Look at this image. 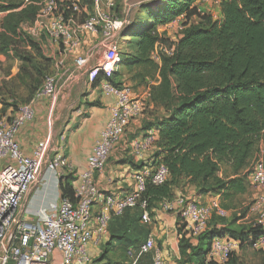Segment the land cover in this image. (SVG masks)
<instances>
[{
    "label": "trees",
    "instance_id": "16d2710c",
    "mask_svg": "<svg viewBox=\"0 0 264 264\" xmlns=\"http://www.w3.org/2000/svg\"><path fill=\"white\" fill-rule=\"evenodd\" d=\"M72 1H59L66 17L77 15L71 7ZM195 1L167 0L162 7L149 12L146 26L133 32L136 54L131 55L128 62L137 65L154 61L159 65L161 83L154 88L155 99L163 103L166 111L165 117L158 119L155 145L159 149L154 159L168 167L169 178L161 185L148 183L143 198L147 200L151 216L153 208L164 200L173 199L174 190L186 184L195 186L198 194H221L223 201L245 193L250 190L247 178L252 161L259 154L264 159V0H222L219 19L199 11ZM41 2L43 0H0V54L15 52L21 60L17 75L21 84L31 85L28 78L34 81L36 75H43L55 55L61 54L62 44L58 45L46 30L34 34L24 29L36 22ZM78 3L83 20L89 13L82 0ZM181 15L185 18L183 28L175 43L167 47L173 49L172 53L160 50L157 60L153 56L157 45L165 47L168 39L159 27ZM128 26L123 30L121 46ZM47 51L54 56H49ZM38 57L48 66H41ZM119 72L110 77V81L120 87L124 84L114 80ZM48 76L44 77L42 85ZM102 77L103 74L98 75L94 87ZM1 93L0 90V96ZM0 101L4 100L0 98ZM225 166L230 170L220 176ZM72 181V174L63 176L60 189L63 196L76 199ZM241 212L244 217L246 210L242 208ZM233 218L238 222L240 217L235 214ZM234 225L231 222L226 227L231 229ZM109 229L120 244L126 242L122 248L128 253L132 241L127 230L113 232L111 223ZM262 232L259 225L243 229L242 234L230 231L232 237L241 241L240 248L254 244ZM214 236L206 239L202 236L206 245L196 248L182 239V255H191L197 264H219L208 262L206 258ZM109 251V247L104 248L97 261ZM150 263L153 264L151 254L141 257L140 264Z\"/></svg>",
    "mask_w": 264,
    "mask_h": 264
},
{
    "label": "built area",
    "instance_id": "2783aa9c",
    "mask_svg": "<svg viewBox=\"0 0 264 264\" xmlns=\"http://www.w3.org/2000/svg\"><path fill=\"white\" fill-rule=\"evenodd\" d=\"M59 1L62 0H43L38 18L29 31L40 34L46 30L58 45L62 44L61 55L78 56L75 58L77 68L89 71L93 83L98 75L103 74L98 87L105 95L114 96L115 103L88 157L87 168L73 182L76 199L61 193L58 202L33 211L22 209L23 200L35 184L43 181L41 168L49 142L39 141L32 154L26 155L20 148L17 133L24 124L34 119L35 101L22 105L12 120L0 119V264H98L97 259L102 253L100 246L107 239L113 218L123 215L127 209L140 206L143 210L142 222L151 224L153 219L143 195L149 182L161 185L169 178L168 167L162 162L156 163L153 158L152 162L133 174L132 188L125 194L103 190L96 183L95 174L106 168L116 142L123 138L129 125L144 110V101L135 95L130 85L119 87L110 81V77L120 69L121 40L129 21L115 14L113 0L108 2L107 8L97 9L83 20L80 19L82 10L78 0L71 3L77 14L75 17H66L65 12L60 10ZM216 1L219 5L222 3V0ZM198 7L202 13L206 12ZM88 36L96 43L91 50L81 52ZM160 50L169 54L173 51L158 44L153 54L157 60ZM90 56L101 57L96 65H92ZM56 92V78L46 77L39 95L53 98ZM157 136L158 129L152 128L144 136L136 138L132 142L133 152L144 154L155 145ZM65 138L64 134L60 137L63 141ZM67 166L68 162L60 150L54 154L46 169L60 180L68 174ZM248 171L250 190H255L256 197L253 196L247 212L255 214L252 224L261 226L263 230L254 244L264 248L262 154L254 158ZM177 202L179 218L194 236L207 231L215 216L229 217L230 211L240 217L238 222L250 220L248 214L241 217L242 208L224 207L220 197L204 202L181 195ZM163 205L168 210L172 208L168 202ZM240 246L241 241L232 236H214L207 261L226 264L232 254L240 250ZM129 253L131 260L127 264H140L145 254L152 255L153 264H170L153 236L146 239L137 254Z\"/></svg>",
    "mask_w": 264,
    "mask_h": 264
},
{
    "label": "crops",
    "instance_id": "0c3cea01",
    "mask_svg": "<svg viewBox=\"0 0 264 264\" xmlns=\"http://www.w3.org/2000/svg\"><path fill=\"white\" fill-rule=\"evenodd\" d=\"M195 4L204 9L209 7V2L203 3L202 0H196ZM216 11H218L221 17V6L216 7ZM180 17L182 16L172 20L169 25L176 23ZM85 43L91 44L92 41L87 37ZM52 99L42 97V99L34 102L36 110L34 119L24 124L17 133L20 148L26 155L32 154L35 145L39 141L47 140L49 142L41 168L42 175L44 176L43 181L35 184L24 198L22 208L24 210L30 209L33 211L59 201L62 193L60 180L54 173L46 169L48 163L54 154L61 150L68 162V166L66 167L68 176L72 174V182H75L78 174L87 168L88 157L93 151L102 130L105 128L110 117L111 108L115 103L114 96L105 95L98 86H93L92 94L89 96V99H91L89 100L91 101L89 104L83 103L76 106L75 104L78 102L77 98L68 104L64 101L58 104ZM1 108L2 104L0 103V118L5 119L6 117L3 116ZM143 117L146 116L141 115L138 119L132 121L127 128L128 132L114 147L104 171L95 174V181L101 189L117 194L127 193L132 188L133 174L145 164L152 162L155 151L159 149L157 145H154L142 155L135 154L132 149L133 140L140 137H136L132 133H135L139 127H142ZM62 134L66 136L64 141L60 139ZM220 176H224L223 171L220 173ZM181 195L194 197L204 202H209L214 197H220L222 201L221 194L213 192L204 195L198 194L195 186L186 184L174 190L173 199L164 200L161 203L168 202L172 207L170 210L161 207V204L152 209L153 221L149 225L142 222L143 212L141 208L127 210L123 216L111 222V229H113V232H124L127 230L130 234L132 244L128 248V253L137 254L146 239L149 236H153L156 245L162 250L170 264H182L183 255L180 248L182 239H186L194 248L206 245L202 240V236L191 234L179 219V203L177 199ZM228 224L231 225L230 219L226 223L213 222L210 231L217 233L218 230L225 228ZM125 245L126 242L120 244L112 236L109 229L107 239L100 247H102V253L104 248L109 247L110 251L108 255L109 257H113L112 255L120 253V251L124 253L122 247L125 248ZM188 253H191V249L188 250ZM101 263L123 264L122 262H116V260L110 262L106 258Z\"/></svg>",
    "mask_w": 264,
    "mask_h": 264
},
{
    "label": "rangeland",
    "instance_id": "374dc122",
    "mask_svg": "<svg viewBox=\"0 0 264 264\" xmlns=\"http://www.w3.org/2000/svg\"><path fill=\"white\" fill-rule=\"evenodd\" d=\"M110 0H82L83 7L87 10L86 13H94L97 9L107 8L108 2ZM115 2V6L113 7V11L116 15L123 18L124 20L129 21V26L126 29L125 38L122 41L121 50L119 53L120 59V72L115 76V83L119 84H128L132 87L135 95L137 97H141L144 101V110L141 115H145L142 121V127H139L137 131H135L136 137L144 136L150 129L157 128L159 126V118L165 117V107L160 100L155 99V90L154 88L158 86L161 82L160 69L159 65L154 61H146L137 65L129 64L128 60L132 58L131 55L135 53V45L132 43L135 36L133 35L134 31L141 30L143 26H146L148 23L146 22L149 16V12L159 7H162L167 0H113ZM202 2H209V7H206L205 10L208 14L212 15L214 19H219L220 14L216 11V7L219 5L216 0H205ZM203 8V7H202ZM85 12V11H84ZM185 18L182 16L177 19V22L173 25L166 24L165 26H160L159 31L161 34L168 37L167 41L164 43L165 47H168L175 43L179 32L181 31V27H183ZM196 21V19H195ZM25 30H29L28 26H24ZM89 37V36H88ZM91 44H83L81 47V52H87L91 50L92 46L96 43V40L89 37ZM85 36H83V40ZM29 50H31L29 48ZM49 56H54L51 51H47ZM81 54V53H80ZM51 67L43 74L36 75L37 79L32 81L28 78V81L31 85L21 84L17 75L21 69V60L16 57L15 52L10 53V55L0 54V90L1 96L4 101L0 103L2 104L1 112L5 118V120H9L12 116L18 111V108L26 103H30L32 101L37 102L42 99L39 95L42 82L45 76H54L57 80V92L53 97V101L56 103H60L62 101L68 104L75 98L78 99L76 106L79 104L87 103L89 104L91 99L89 96L92 94L93 90V82L90 80L89 71L79 70L75 64V58L78 56H74L73 54L68 55H55ZM62 56V57H58ZM92 59V65H96L100 60L101 56H90ZM40 62L41 66L47 67L46 61L42 60L40 57L37 59ZM73 62V64H72ZM91 64H89V68ZM88 68V69H89ZM57 106V105H56ZM140 115V116H141ZM139 116V117H140ZM2 117V116H1ZM137 117L136 119H138ZM1 119V118H0ZM135 119V120H136ZM128 131H126L127 133ZM125 133V134H126ZM124 134V136H125ZM122 139V138H121ZM120 139V140H121ZM117 141L116 144L118 142ZM115 144V146H116ZM114 146V147H115ZM114 149V148H113ZM113 151V150H112ZM228 167L223 168V173L228 174ZM249 172V171H248ZM248 181V178H247ZM256 197L255 190H248L245 193H238L234 197H230L222 202L225 205H228V209L233 208H243L246 210V214L250 216V220L241 221L237 223V218H233L235 213L230 211L229 217H218L215 216L212 222L209 225L208 231L202 235L204 238H208L209 235L215 236H231L230 231L234 230L238 234H242L243 229L252 228V220L255 219L251 213H248V205H250L252 199ZM222 198V196H221ZM163 207V204H161ZM170 210V209H169ZM243 216V214H242ZM232 220L235 225L230 226L231 229L221 228L218 232L210 231L211 225L213 222H228V220ZM211 237V241H212ZM113 257H109L108 253L105 254L101 258H106L108 260H112L116 262H125L130 261V255L128 253H115L112 255ZM97 261L98 263L101 262ZM193 261V262H192ZM127 262V263H128ZM189 262L194 263V257L191 255L183 256L181 263L182 264H191ZM101 264V263H100ZM227 264H264V248H258L255 244L244 246L237 251L234 256L231 258L229 263Z\"/></svg>",
    "mask_w": 264,
    "mask_h": 264
}]
</instances>
